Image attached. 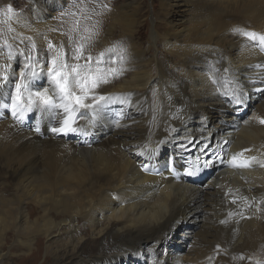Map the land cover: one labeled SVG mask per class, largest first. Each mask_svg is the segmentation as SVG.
I'll list each match as a JSON object with an SVG mask.
<instances>
[{
  "label": "bare ground",
  "instance_id": "1",
  "mask_svg": "<svg viewBox=\"0 0 264 264\" xmlns=\"http://www.w3.org/2000/svg\"><path fill=\"white\" fill-rule=\"evenodd\" d=\"M181 1L189 8L182 18L179 0H161L153 14L158 26L147 44L163 55L148 59L134 39L144 0L76 9V20L68 22L77 31L76 45L88 40L92 55L105 56L116 50L118 33L130 43L126 55L133 66L107 74L108 82L92 91L96 106L70 114L77 131L67 135L50 131L65 118L62 109L29 108L27 101L43 86L61 102L47 77L44 49L68 34L49 11L33 10L32 21L11 16L14 41L27 47L33 40L40 58L34 69H7L9 80L0 87V264L19 257L18 264H39L43 253L40 264L264 261V125L258 123L264 118V44L243 35H264V0ZM21 70L28 87L13 115L4 105L12 103ZM241 89L243 102L235 106L233 92ZM101 122L106 127L98 131ZM190 138L197 139L189 145ZM207 144L215 163L185 175L186 164L195 169L203 163ZM237 153H243L237 163L256 160L233 167L229 161ZM198 220L202 229L183 255L175 229L183 225L181 235L189 236ZM37 250L41 257H33Z\"/></svg>",
  "mask_w": 264,
  "mask_h": 264
},
{
  "label": "snow or ice",
  "instance_id": "2",
  "mask_svg": "<svg viewBox=\"0 0 264 264\" xmlns=\"http://www.w3.org/2000/svg\"><path fill=\"white\" fill-rule=\"evenodd\" d=\"M100 7L110 10L107 4H101ZM12 12V6L9 5L5 15L11 17ZM243 35L250 38L254 42L258 41L259 43L264 44V35H261L255 31H245L243 32ZM6 43L7 42L5 41V44ZM62 47L63 46H61V49H56V46L49 42V51L51 52L53 49H55V52L51 55V58L47 62V77L50 79L52 85H54L55 90H57L61 102L56 103L54 97L50 94L49 88H43V86H41L42 90H36L29 94L27 104L29 108L38 106L41 109H62L65 114V118L61 121L60 127H52L50 131L54 134L67 135L77 131V129L73 126L74 120L70 114L75 112L77 108L83 110L94 108L96 106L97 97L95 95L90 96L89 93L96 89L101 81L104 83L108 82L107 74L110 73L113 77H115L123 73L125 69L113 67L105 70L97 67L95 71H93L91 65L94 57L90 53L85 55V47L83 44H77L72 48L70 59L75 61V63L69 64L67 62L68 54L62 50ZM20 55L26 60V63L23 66L25 69H34L35 65L39 63V53L36 50L35 44L32 45L31 50H28L27 52L22 51ZM11 58V54H9L8 59ZM81 61H83V63H80ZM96 63L99 64L100 61L97 60ZM4 68V73L0 74V87H4L5 82L9 80V76L7 74L8 66L5 65ZM225 71H227V69H225ZM31 75L35 77L37 73L33 70ZM27 87L28 85L25 83V72L21 70L19 73V79L14 86V93L11 97L12 103L10 105H4L6 108H11L13 115L16 114L18 106L24 100L22 90ZM233 97L235 103L238 105L242 104L243 89H241L239 93L233 92ZM98 99L102 101L105 99V97L101 95ZM89 100L93 101V103H88ZM258 123L264 125V118H258ZM36 131H40V129L37 128ZM196 139L197 138L188 139L187 144L190 145L195 143ZM225 143L228 142L225 141ZM211 147V144H207L202 150L203 153H206V156L200 167L195 169H185V175L189 177L196 176L200 174L202 169L211 167L215 163V161L212 160V156L215 155V152L208 151V149ZM243 151L246 152L249 151V149H245ZM242 154L243 153H237L232 155L229 163L233 167H249L250 160H256L255 157H251L250 160L237 163V156ZM197 159H199V157H197ZM260 166L264 167V164H261ZM142 170L147 171L148 165H142ZM168 171L170 173L174 171L173 162H169ZM231 203L236 204L237 201L233 199ZM239 214L242 215V213ZM229 215L232 214L229 213ZM226 222L227 221H221V223ZM218 247L219 246H217V248ZM241 259H244V257H241ZM256 264H264V261L257 260Z\"/></svg>",
  "mask_w": 264,
  "mask_h": 264
},
{
  "label": "rangeland",
  "instance_id": "3",
  "mask_svg": "<svg viewBox=\"0 0 264 264\" xmlns=\"http://www.w3.org/2000/svg\"><path fill=\"white\" fill-rule=\"evenodd\" d=\"M112 1L113 0H6V1L5 0H0V22H1V28H2V29H0V54L2 55V57H0V69H5L3 67L5 65L8 66L7 69H14L17 72L21 68L25 69L23 66L26 63V60L24 59L23 56L20 55V53L22 51L23 52H27L28 50H31L33 44H35L37 52L39 53V51H40L37 43L33 42V40H30V42H28L29 44L27 45V47L25 46V44L18 45V43L14 41L15 38L11 34L12 30H10L11 29L10 27H11L12 18L5 15V13L7 11V7L9 5H11L12 9H13V12H12L11 16L12 15L15 16V17L17 15L24 16L29 21H32L33 18H34L33 10H38L40 12H46V13H48V11H49L48 16H50L52 19H56L57 25H59V29L60 30L64 29V31H66L67 34H68V35H66L65 33H63L65 37L62 39V43L59 42L58 45H56V43L53 42L52 40H50V42L53 43L56 46V49H61V46H63L62 50L65 51L68 54L67 62L69 64H71L73 62L75 63V61L70 59V57H71V53L70 52H72V48L76 46L75 39H76V35L78 36V34H77V31L75 32L74 28L71 29V28L68 27V22L69 21H73L74 19L76 20V18L78 16V11H76V9H78V7H83V6H86L90 10L94 9L92 7H97L98 9H100V8H102V7H100L101 4H107L108 6H110V3ZM114 1L116 3L115 6L116 5L117 6H122L125 2H127V0H114ZM144 1H145V9H144L145 10V16L143 18H142V16L140 17V20H141L142 24L139 27V33L135 36L134 39L138 43L144 44V49L150 55V56L147 55V57H146L147 59L148 58H153L152 56H153L154 53H156V55L160 54V56L162 57L163 54L161 55V53L154 46H150L149 47V44H147L151 32L154 31L155 29H157V26H158V22L153 17V14L160 11V9H161V6H160L161 0H144ZM179 2L180 3L178 5V7H177V10L179 11V18H182V17L187 15V13H188L187 9H189V8H188L187 4L183 3V1L179 0ZM33 7H34V9H33ZM63 20H64V22H63ZM62 24L66 25V26H64L65 28H62L63 27ZM106 24H107V22H106ZM103 26L105 28V23L103 24ZM66 28H67V30H66ZM1 32L3 34H1ZM104 33H105V30H104ZM69 34H71V36ZM1 35H2V37H1ZM114 35H115V37L117 39V40L115 39L116 40V44H115V49L116 50H113V52H111V54H106L105 56H103V55L100 56V54H97V50H95V53H93V55L95 56L94 57L90 53V50L93 49V48H90L91 43L88 40L87 41L86 40L83 41V43L85 44V47L88 48V50L85 51V55L90 53L94 57V60H93L92 65H91L93 71H95V69L97 67H99V68L102 67L101 69H107V67L108 68H112L113 66H116L118 68H124V69H127L129 67L132 68L131 66H133V64L132 65L129 64L130 60L128 59V57L126 55V52H127L126 50H127V48L129 47V44H130L129 41L123 35H120L118 33H114ZM3 40H4V42H3ZM1 41H2V44H1ZM5 41L7 42L6 44H5ZM117 42H118V44H117ZM48 43H49V41H47V44ZM44 51L49 56L48 59H50L51 55L54 54L55 49H53L50 52L48 50V45H47L45 47ZM93 51H94V49H93ZM114 53H116L117 55L115 56V59L113 61H111V58L114 57L113 56ZM8 54H11V57H12L11 59H8V56H9ZM6 55H8V56H6ZM116 57H118V58H116ZM95 59L99 60L100 63L97 64L96 63L97 60H95ZM121 61H123V62H121ZM47 62L44 64L45 67H47ZM80 63H83V61H81ZM109 75L112 77V75L110 73H109ZM7 95H9V93ZM89 95L92 96V91L89 93ZM235 106H238V104L236 103ZM240 110H242V108ZM8 111H9V109H8ZM103 127H106L105 126V122L99 123V125L97 127L98 131H100V129L103 128ZM37 128L38 127H36V129ZM39 133L40 132L37 131V134H39ZM112 134L113 133H109L107 135H104V139H101V140L99 139V140L96 141V143L97 144L103 143V141H105V139H106L105 137L109 138ZM59 137H61V135ZM64 140L68 141L69 138L64 139ZM42 156H43V154L41 155V157ZM186 166H187V169L190 168L189 164H186ZM202 214H203V212L200 213L199 215H202ZM202 223H203L202 220H198L197 225H193V227H194V229L192 230L193 232L191 231L190 233H188L189 236L181 235L182 231H184V226L183 225H180V226H178L175 229L176 237L178 238V241H177L178 244H176V245L181 248L180 250L178 249V251L181 254L183 252V255H186L187 249H188L186 247H188L187 245L189 243H191L193 239L196 238V235L202 229L201 228ZM192 224H194V223H192ZM177 233H178V235H177ZM8 236H12V233L8 232ZM12 241L13 240L10 239L9 243H12ZM191 255H192V253H191ZM45 256L46 255L43 253L42 259H40V261L38 262L39 264L44 261ZM33 257H41L40 252L37 250V252L34 253ZM26 258H29V257H26ZM145 258L147 259L148 255H145ZM18 259H20V261L22 260L21 257H19ZM20 261H16L15 264H18ZM147 264H148V262H147Z\"/></svg>",
  "mask_w": 264,
  "mask_h": 264
}]
</instances>
